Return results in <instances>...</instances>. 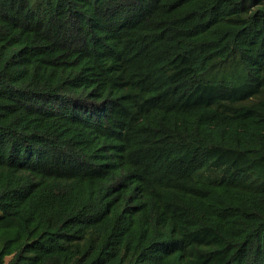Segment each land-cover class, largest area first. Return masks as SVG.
Returning a JSON list of instances; mask_svg holds the SVG:
<instances>
[{"label": "trees", "instance_id": "obj_1", "mask_svg": "<svg viewBox=\"0 0 264 264\" xmlns=\"http://www.w3.org/2000/svg\"><path fill=\"white\" fill-rule=\"evenodd\" d=\"M0 264H264V0H0Z\"/></svg>", "mask_w": 264, "mask_h": 264}, {"label": "rangeland", "instance_id": "obj_2", "mask_svg": "<svg viewBox=\"0 0 264 264\" xmlns=\"http://www.w3.org/2000/svg\"><path fill=\"white\" fill-rule=\"evenodd\" d=\"M219 76H217V78H218Z\"/></svg>", "mask_w": 264, "mask_h": 264}]
</instances>
